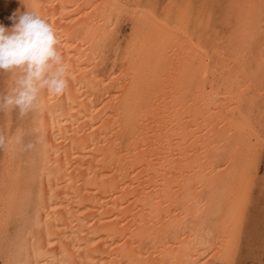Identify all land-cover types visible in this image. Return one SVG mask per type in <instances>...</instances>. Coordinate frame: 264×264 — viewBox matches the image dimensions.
I'll list each match as a JSON object with an SVG mask.
<instances>
[{
	"label": "bare ground",
	"instance_id": "6f19581e",
	"mask_svg": "<svg viewBox=\"0 0 264 264\" xmlns=\"http://www.w3.org/2000/svg\"><path fill=\"white\" fill-rule=\"evenodd\" d=\"M0 1V14L13 15L9 27L28 10L53 24L70 66L67 90L59 96L45 93L42 106L24 114L3 108L19 70L3 72L0 264L12 255L4 246L6 177L8 230L21 245L34 246V264L198 259L196 233L216 214L214 201L228 186L233 161L261 139L260 102L243 107L253 114L251 127L234 102L241 92L250 100L262 90L258 10L229 7L260 0ZM88 4L127 5L126 14L137 24L135 48L128 50L132 24L127 23L104 52L96 33L104 31L108 19L115 23L121 10L85 8L84 18L76 6ZM205 4L216 7H182ZM186 11L192 17L187 35ZM74 12L79 23L73 22ZM208 15L211 32L196 19L206 21ZM158 62L159 75L153 76ZM227 220L225 203L215 221L221 239ZM222 244L210 254L214 264L224 259Z\"/></svg>",
	"mask_w": 264,
	"mask_h": 264
},
{
	"label": "snow or ice",
	"instance_id": "6c2138e0",
	"mask_svg": "<svg viewBox=\"0 0 264 264\" xmlns=\"http://www.w3.org/2000/svg\"><path fill=\"white\" fill-rule=\"evenodd\" d=\"M80 12L84 14V18H87L89 13L85 12V8L92 10H99L100 8L107 9L112 7L114 9H120V15L115 17V23L112 19H108L104 25V31L101 33L97 31L96 35L99 39L96 43L103 49L104 52H110L111 48L115 45V41L119 39L118 31L121 24H132V35L129 38L128 50L131 51L136 46V34L137 24L135 17L126 14L128 11L127 5H94L88 4L85 6L77 5ZM184 9L189 10L194 7H200L201 9H209L216 7L215 5H184ZM229 7H243L253 10H258V18L260 21V36L264 38V0H260L259 4H246V5H231ZM77 16L74 23H79L81 17L77 13H72ZM201 29H205L208 32L212 31L213 23L211 15L207 16V20L197 16L196 17ZM253 17L244 21L246 28L251 27ZM185 35H187V25L192 22V17L185 12ZM91 32V28H89ZM253 38L254 35H253ZM193 43L195 44L196 37L192 36ZM117 54H119V48H117ZM105 56L103 59H107ZM99 63V62H97ZM262 67H264V61H262ZM160 64L159 62L152 71L153 76L159 75ZM95 72V69H92ZM240 74H237V80L239 81ZM115 79V77H113ZM102 82V81H101ZM261 91L257 97L253 94L250 100L246 92H241L238 102L241 106V119L248 127L252 126V113L245 114L243 107L247 103H251L254 107L257 101L260 102L261 108V139L258 144L250 145L246 154L239 159L233 161L232 172L228 181L227 188L217 193V199L214 201V206L217 209L216 214L209 216L205 219V222L201 224L200 231L196 233V237L199 240V247L197 248L198 259L187 260L185 264H214L210 257L216 254V247L218 244H222V252L224 259L216 261L215 264H245V262L238 259L245 248V243L249 251H254L255 239L257 232L259 234L260 243V264H264V176H257V158L264 161V72L261 73ZM95 107V105H93ZM17 140L19 137L16 138ZM230 141H226L222 148L225 153L229 150ZM134 172L135 169H132ZM8 182L7 177L5 179V230H4V246L5 252L12 255L6 261V264H34L32 259L33 247L28 246L25 242L21 245L17 238H13L8 230L9 219L7 213V205L9 197L7 195ZM257 188L259 189V196H257ZM227 203L228 220L227 230L224 233L223 238H219L217 235V224L215 221L219 219L223 209ZM31 239V236H29ZM91 239H95L92 237ZM39 264V262H35ZM65 264H75L74 261H66Z\"/></svg>",
	"mask_w": 264,
	"mask_h": 264
},
{
	"label": "clouds",
	"instance_id": "9594fccd",
	"mask_svg": "<svg viewBox=\"0 0 264 264\" xmlns=\"http://www.w3.org/2000/svg\"><path fill=\"white\" fill-rule=\"evenodd\" d=\"M55 26L35 11L21 13L11 27L0 25V70H19L3 108L21 114L39 109L46 93L62 95L69 86V64Z\"/></svg>",
	"mask_w": 264,
	"mask_h": 264
},
{
	"label": "rangeland",
	"instance_id": "374dc122",
	"mask_svg": "<svg viewBox=\"0 0 264 264\" xmlns=\"http://www.w3.org/2000/svg\"><path fill=\"white\" fill-rule=\"evenodd\" d=\"M2 4V1H0ZM2 12L1 6H0V13ZM7 16V17H5ZM4 18V19H3ZM13 19V15L11 12H8L7 15H1L0 14V25H3L5 27H9V25L11 24V21ZM7 20V21H6ZM9 23V24H8ZM124 35L126 34V31H124L123 33ZM1 71V75H0V95H4V82H5V72L4 70H0ZM4 72V73H3ZM9 73V72H7ZM6 73V74H7ZM4 74V76H3ZM2 78V79H1ZM3 80V81H2ZM2 89V90H1ZM3 97V96H2ZM4 101V99L2 100ZM1 105V102H0ZM2 111V110H1ZM1 113V112H0ZM1 121V120H0ZM259 176H264V161L259 160L258 162V177ZM259 193V189L257 188V194ZM258 196V195H257ZM247 243V242H246ZM245 243V248L243 250V252L241 253V256H239V260L245 262V264H260V257H261V253H260V243H259V234L257 232L256 235V239H255V245H254V251H249V248L247 246V244ZM245 252V253H244ZM248 252V253H247Z\"/></svg>",
	"mask_w": 264,
	"mask_h": 264
}]
</instances>
